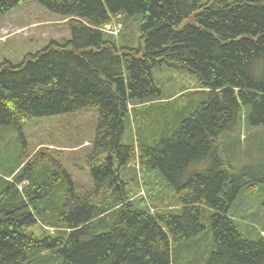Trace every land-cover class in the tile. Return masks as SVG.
Returning <instances> with one entry per match:
<instances>
[{
	"label": "trees",
	"instance_id": "1",
	"mask_svg": "<svg viewBox=\"0 0 264 264\" xmlns=\"http://www.w3.org/2000/svg\"><path fill=\"white\" fill-rule=\"evenodd\" d=\"M24 1L0 0V17ZM35 1L68 19L69 38L0 64V147L17 152L0 156V264H264V238L231 213L264 168L239 167L222 136L264 127V0ZM117 15L135 45L97 29ZM155 70L194 88L185 105L163 102ZM86 109L82 189L50 150L28 153L24 127ZM139 180L170 204L136 199Z\"/></svg>",
	"mask_w": 264,
	"mask_h": 264
},
{
	"label": "rangeland",
	"instance_id": "2",
	"mask_svg": "<svg viewBox=\"0 0 264 264\" xmlns=\"http://www.w3.org/2000/svg\"><path fill=\"white\" fill-rule=\"evenodd\" d=\"M202 1L207 2L208 0ZM66 26V19L47 11L35 0H26L20 3L0 17V64L4 62L18 64L26 55L35 53L50 42H62L69 38V31ZM121 33L122 36L119 38L118 35L120 36ZM138 36L139 33L136 31L135 25L128 22L124 30L123 25L120 26V30L114 39H116L117 47L121 49L125 44L135 45ZM154 78L163 91V102L173 103L177 101L173 105L174 109H179L185 105L187 95L194 91L191 85L187 86L189 92L187 94L178 91L175 86L184 84L180 78L170 76L168 71L161 75L159 70H155ZM96 119L97 113L91 109H86L67 116L32 120L26 123L24 127L28 140L26 143L27 150L28 152H35L40 148L52 149L51 155L62 162L70 178L76 182L78 187L86 189L90 181L87 155L90 153ZM151 122L152 120L145 121L146 128L150 126ZM242 126L234 127L232 131L225 132L222 135L223 140L227 143L228 148H233L236 152L239 158V167H249L253 169L251 170L253 174H259L264 168V159L258 152L264 149V127ZM150 129L153 130L154 128L150 126ZM137 131V124L132 122L129 134L134 137ZM235 139H238V142L233 147V140ZM15 153L17 152H7L0 147V156ZM128 173L133 177L132 165H130ZM138 175L142 178L141 173ZM138 187V191L134 190V192H138L136 199L143 198L147 204H154L158 210V204L163 206L165 203L168 206L171 202L169 191L147 194L143 180L138 181ZM139 202L142 203L141 200ZM263 205L264 185L253 186L243 191L231 210L237 226L246 230L250 229L252 234L255 233L264 238ZM206 244L207 240L203 239L201 248H205Z\"/></svg>",
	"mask_w": 264,
	"mask_h": 264
},
{
	"label": "water",
	"instance_id": "3",
	"mask_svg": "<svg viewBox=\"0 0 264 264\" xmlns=\"http://www.w3.org/2000/svg\"><path fill=\"white\" fill-rule=\"evenodd\" d=\"M189 22H190V25L194 26V23H193V16L189 18Z\"/></svg>",
	"mask_w": 264,
	"mask_h": 264
},
{
	"label": "built area",
	"instance_id": "4",
	"mask_svg": "<svg viewBox=\"0 0 264 264\" xmlns=\"http://www.w3.org/2000/svg\"><path fill=\"white\" fill-rule=\"evenodd\" d=\"M113 33L115 34V33H116V31H113Z\"/></svg>",
	"mask_w": 264,
	"mask_h": 264
},
{
	"label": "bare ground",
	"instance_id": "5",
	"mask_svg": "<svg viewBox=\"0 0 264 264\" xmlns=\"http://www.w3.org/2000/svg\"><path fill=\"white\" fill-rule=\"evenodd\" d=\"M109 36V35H108ZM118 37H119V35H118ZM116 38V37H115Z\"/></svg>",
	"mask_w": 264,
	"mask_h": 264
}]
</instances>
